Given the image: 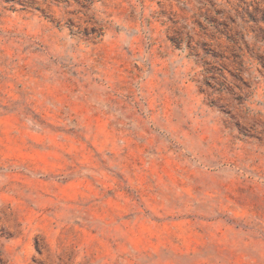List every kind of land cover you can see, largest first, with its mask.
Masks as SVG:
<instances>
[{
    "label": "rangeland",
    "instance_id": "obj_1",
    "mask_svg": "<svg viewBox=\"0 0 264 264\" xmlns=\"http://www.w3.org/2000/svg\"><path fill=\"white\" fill-rule=\"evenodd\" d=\"M0 264H264V0H0Z\"/></svg>",
    "mask_w": 264,
    "mask_h": 264
}]
</instances>
